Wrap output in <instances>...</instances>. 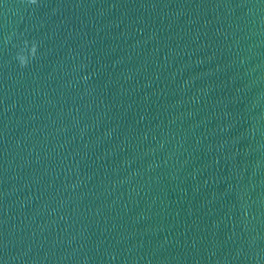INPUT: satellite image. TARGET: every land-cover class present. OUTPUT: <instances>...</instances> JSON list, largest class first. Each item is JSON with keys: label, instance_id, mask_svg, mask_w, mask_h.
<instances>
[{"label": "water", "instance_id": "water-1", "mask_svg": "<svg viewBox=\"0 0 264 264\" xmlns=\"http://www.w3.org/2000/svg\"><path fill=\"white\" fill-rule=\"evenodd\" d=\"M0 264H264V0H0Z\"/></svg>", "mask_w": 264, "mask_h": 264}, {"label": "clouds", "instance_id": "clouds-1", "mask_svg": "<svg viewBox=\"0 0 264 264\" xmlns=\"http://www.w3.org/2000/svg\"><path fill=\"white\" fill-rule=\"evenodd\" d=\"M23 2L28 7L39 5V0H23ZM13 37H16L18 41L12 45L16 49L13 60L20 69H26L35 60H37L39 56L40 43L35 39L29 40L22 32L17 33L13 31L4 37L5 46L12 43ZM83 79L86 81L88 77L85 76Z\"/></svg>", "mask_w": 264, "mask_h": 264}]
</instances>
